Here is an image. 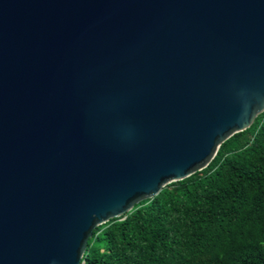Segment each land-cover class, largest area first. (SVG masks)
<instances>
[{
    "label": "water",
    "instance_id": "obj_1",
    "mask_svg": "<svg viewBox=\"0 0 264 264\" xmlns=\"http://www.w3.org/2000/svg\"><path fill=\"white\" fill-rule=\"evenodd\" d=\"M262 113L264 0H0V264H81Z\"/></svg>",
    "mask_w": 264,
    "mask_h": 264
},
{
    "label": "trees",
    "instance_id": "obj_2",
    "mask_svg": "<svg viewBox=\"0 0 264 264\" xmlns=\"http://www.w3.org/2000/svg\"><path fill=\"white\" fill-rule=\"evenodd\" d=\"M81 264H264V113L206 169L97 227Z\"/></svg>",
    "mask_w": 264,
    "mask_h": 264
}]
</instances>
